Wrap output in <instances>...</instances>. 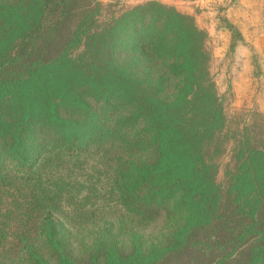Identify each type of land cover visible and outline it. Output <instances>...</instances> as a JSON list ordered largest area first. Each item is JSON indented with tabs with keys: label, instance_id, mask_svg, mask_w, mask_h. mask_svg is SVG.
<instances>
[{
	"label": "trees",
	"instance_id": "16d2710c",
	"mask_svg": "<svg viewBox=\"0 0 264 264\" xmlns=\"http://www.w3.org/2000/svg\"><path fill=\"white\" fill-rule=\"evenodd\" d=\"M99 8L0 0V264H264V139L223 142L201 32Z\"/></svg>",
	"mask_w": 264,
	"mask_h": 264
},
{
	"label": "rangeland",
	"instance_id": "374dc122",
	"mask_svg": "<svg viewBox=\"0 0 264 264\" xmlns=\"http://www.w3.org/2000/svg\"><path fill=\"white\" fill-rule=\"evenodd\" d=\"M86 1L100 4L99 21L151 3L191 19L201 32L208 75L224 107L227 131L223 142L231 145L234 135L244 131L264 139V0ZM225 161L221 160L219 174Z\"/></svg>",
	"mask_w": 264,
	"mask_h": 264
}]
</instances>
